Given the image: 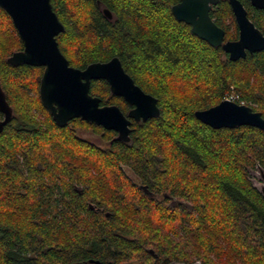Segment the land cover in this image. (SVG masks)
<instances>
[{"label": "trees", "instance_id": "obj_1", "mask_svg": "<svg viewBox=\"0 0 264 264\" xmlns=\"http://www.w3.org/2000/svg\"><path fill=\"white\" fill-rule=\"evenodd\" d=\"M51 1L70 64L118 56L161 114L132 120L129 142L81 118L59 126L41 101L44 67L7 61L24 45L0 7V85L13 112L0 132V264H264V194L250 179L264 169V130L195 116L232 93L264 116V51L231 60L174 16L180 0ZM241 1L264 33V9ZM211 16L238 39L228 0ZM91 94L131 108L105 79Z\"/></svg>", "mask_w": 264, "mask_h": 264}, {"label": "water", "instance_id": "obj_2", "mask_svg": "<svg viewBox=\"0 0 264 264\" xmlns=\"http://www.w3.org/2000/svg\"><path fill=\"white\" fill-rule=\"evenodd\" d=\"M220 1L180 0L172 6V12L179 21L191 25V31L199 38L211 46H221L233 61L245 58L248 53L264 51V33L249 17L241 0H228L239 27V37L225 40V30L211 16V10ZM250 2L254 7L264 9V0ZM0 7L11 16L24 45L7 61L13 66L27 64L44 67L40 82L41 101L59 126H67L72 119L81 118L115 130L117 139L129 142L132 120L140 122L160 116L158 98L135 82L118 56L104 62H92L85 68L70 64L57 39L65 31V25L51 0H0ZM103 12L112 18L108 8H104ZM97 79H105L111 93L122 96L132 106L128 113L117 104L103 105L100 97L91 94L92 81ZM0 110L4 113L0 122L1 132L13 116L1 85ZM195 116L215 129L248 125L264 130L262 112L227 98L209 108L196 110ZM261 171L264 175L263 168ZM262 192L264 194V187ZM90 207L95 208L92 204ZM149 251L157 257L153 249ZM90 262L100 264L99 260L91 259Z\"/></svg>", "mask_w": 264, "mask_h": 264}, {"label": "rangeland", "instance_id": "obj_3", "mask_svg": "<svg viewBox=\"0 0 264 264\" xmlns=\"http://www.w3.org/2000/svg\"><path fill=\"white\" fill-rule=\"evenodd\" d=\"M232 95L237 98V95L232 93ZM78 134L88 140H91L99 145H104V141L101 139V137L94 133L93 131L85 130V129H79ZM127 176L131 178L134 182H139L138 177L136 174L127 166H123ZM250 179L254 183V185L260 190L263 191L264 187V175L261 171V168H255L250 171ZM171 264H179V263H171Z\"/></svg>", "mask_w": 264, "mask_h": 264}, {"label": "built area", "instance_id": "obj_4", "mask_svg": "<svg viewBox=\"0 0 264 264\" xmlns=\"http://www.w3.org/2000/svg\"><path fill=\"white\" fill-rule=\"evenodd\" d=\"M227 99L235 100V97L233 95H229Z\"/></svg>", "mask_w": 264, "mask_h": 264}, {"label": "flooded vegetation", "instance_id": "obj_5", "mask_svg": "<svg viewBox=\"0 0 264 264\" xmlns=\"http://www.w3.org/2000/svg\"><path fill=\"white\" fill-rule=\"evenodd\" d=\"M228 55H229V54H228ZM131 108H132V106H131ZM131 108H130V109H131ZM127 113H128V112H127Z\"/></svg>", "mask_w": 264, "mask_h": 264}]
</instances>
